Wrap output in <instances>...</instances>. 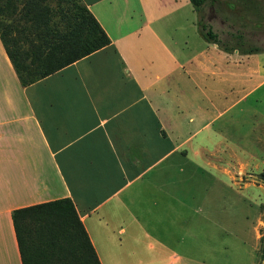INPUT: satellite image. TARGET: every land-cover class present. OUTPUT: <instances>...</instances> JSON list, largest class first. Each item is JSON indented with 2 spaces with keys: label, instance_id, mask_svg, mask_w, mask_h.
I'll return each mask as SVG.
<instances>
[{
  "label": "crops",
  "instance_id": "1",
  "mask_svg": "<svg viewBox=\"0 0 264 264\" xmlns=\"http://www.w3.org/2000/svg\"><path fill=\"white\" fill-rule=\"evenodd\" d=\"M80 1L110 43L35 82L0 40V264H22L12 211L65 197L101 264H262L260 213L225 211V176L243 183L264 120L237 137L225 100L264 87V48L207 41L182 0Z\"/></svg>",
  "mask_w": 264,
  "mask_h": 264
},
{
  "label": "trees",
  "instance_id": "2",
  "mask_svg": "<svg viewBox=\"0 0 264 264\" xmlns=\"http://www.w3.org/2000/svg\"><path fill=\"white\" fill-rule=\"evenodd\" d=\"M0 0V40L23 85L35 82L60 68L110 43L100 24L80 0ZM216 0H189L198 11ZM18 4L20 7L18 8ZM26 20L23 27L32 37L31 58L10 39L12 26L4 21L10 15ZM200 34L227 52L235 48L243 53L262 51L256 45L242 46L239 41L222 42L199 19ZM264 182V168L259 173ZM12 220L22 264H101L72 200L68 197L16 208ZM264 260V249L262 252ZM264 264V263H262Z\"/></svg>",
  "mask_w": 264,
  "mask_h": 264
},
{
  "label": "rangeland",
  "instance_id": "3",
  "mask_svg": "<svg viewBox=\"0 0 264 264\" xmlns=\"http://www.w3.org/2000/svg\"><path fill=\"white\" fill-rule=\"evenodd\" d=\"M56 2L48 0L47 4L55 8ZM181 3L185 5L182 12L193 18L196 12L189 0H182ZM198 18L207 24L222 42L233 43L236 39L234 35L241 34L243 37L241 40L246 42V45L242 46L243 49H247L248 45L264 48V0H216L213 4L207 3L198 10ZM4 21L12 26L10 39L17 41L21 52H29L33 38L29 37L28 31L25 32L23 29L28 25L26 20L14 14L4 18ZM236 41L239 40L236 39ZM230 98L225 100V105H227L225 123L233 124L230 133L240 138L246 134L251 138L258 128V122L264 120V87L251 94L238 106H229ZM245 140L247 143L250 142L248 139ZM238 142L240 145L243 143L240 140H228V143L235 148L239 147ZM262 143L260 156L246 157L247 167L243 183L240 182V175L243 174L235 173L237 183L227 180L225 176V211L242 212L245 210L248 213H255V211L260 213L262 219L261 257L264 249V182L259 178V173L264 168V140ZM228 158L230 157L225 156V160Z\"/></svg>",
  "mask_w": 264,
  "mask_h": 264
},
{
  "label": "water",
  "instance_id": "4",
  "mask_svg": "<svg viewBox=\"0 0 264 264\" xmlns=\"http://www.w3.org/2000/svg\"><path fill=\"white\" fill-rule=\"evenodd\" d=\"M263 263H264V261H263Z\"/></svg>",
  "mask_w": 264,
  "mask_h": 264
}]
</instances>
